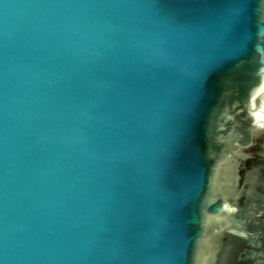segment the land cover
I'll return each mask as SVG.
<instances>
[{
    "label": "water",
    "instance_id": "water-1",
    "mask_svg": "<svg viewBox=\"0 0 264 264\" xmlns=\"http://www.w3.org/2000/svg\"><path fill=\"white\" fill-rule=\"evenodd\" d=\"M0 264H264V0H0Z\"/></svg>",
    "mask_w": 264,
    "mask_h": 264
}]
</instances>
